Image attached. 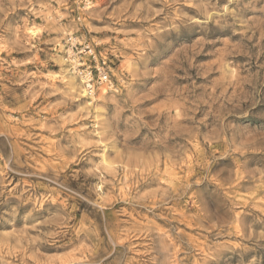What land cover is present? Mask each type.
<instances>
[{"label": "rangeland", "instance_id": "1", "mask_svg": "<svg viewBox=\"0 0 264 264\" xmlns=\"http://www.w3.org/2000/svg\"><path fill=\"white\" fill-rule=\"evenodd\" d=\"M0 264H264V0H0Z\"/></svg>", "mask_w": 264, "mask_h": 264}, {"label": "built area", "instance_id": "2", "mask_svg": "<svg viewBox=\"0 0 264 264\" xmlns=\"http://www.w3.org/2000/svg\"><path fill=\"white\" fill-rule=\"evenodd\" d=\"M64 56L89 97L96 96L102 89L118 92V83L112 75V56L103 52L98 44L78 32L70 33L66 38Z\"/></svg>", "mask_w": 264, "mask_h": 264}, {"label": "bare ground", "instance_id": "3", "mask_svg": "<svg viewBox=\"0 0 264 264\" xmlns=\"http://www.w3.org/2000/svg\"><path fill=\"white\" fill-rule=\"evenodd\" d=\"M33 33V32H32ZM60 53L61 52H58V61L63 65V66H65V60L63 59V57H61V55H60ZM70 71V70H69ZM72 74H74V76H75V73L71 70L70 71ZM67 73V72H66ZM69 74V73H68ZM71 75V74H70ZM66 76V75H65ZM69 76V75H68ZM121 80V79H120ZM80 82V81H79ZM122 82V81H121ZM81 83V86H80V84H79V88H81V94H82V96L84 97V98H88V95L84 92V89H83V85H82V82H80ZM109 94V92L107 91V90H105V89H102L101 91H100V95H99V99L100 98H105V97H107V95ZM97 99V98H96ZM170 128V127H169ZM189 130V129H188Z\"/></svg>", "mask_w": 264, "mask_h": 264}]
</instances>
